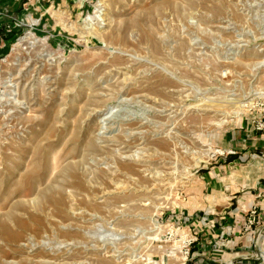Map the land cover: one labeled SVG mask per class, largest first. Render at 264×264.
I'll use <instances>...</instances> for the list:
<instances>
[{"label":"rangeland","instance_id":"374dc122","mask_svg":"<svg viewBox=\"0 0 264 264\" xmlns=\"http://www.w3.org/2000/svg\"><path fill=\"white\" fill-rule=\"evenodd\" d=\"M262 249L264 0L0 3V264Z\"/></svg>","mask_w":264,"mask_h":264},{"label":"crops","instance_id":"0c3cea01","mask_svg":"<svg viewBox=\"0 0 264 264\" xmlns=\"http://www.w3.org/2000/svg\"><path fill=\"white\" fill-rule=\"evenodd\" d=\"M3 1L4 0H0V3L3 2ZM239 242H240V240L239 241H233V240L231 241V240H229L228 242H226V244L228 246L227 249H232L233 246L237 245ZM242 247L243 246H239L240 249H242Z\"/></svg>","mask_w":264,"mask_h":264},{"label":"bare ground","instance_id":"6f19581e","mask_svg":"<svg viewBox=\"0 0 264 264\" xmlns=\"http://www.w3.org/2000/svg\"><path fill=\"white\" fill-rule=\"evenodd\" d=\"M176 259L179 260V262H178V263H175V264H185V263H184V262H185V261H184V260H185V257L177 256Z\"/></svg>","mask_w":264,"mask_h":264},{"label":"built area","instance_id":"2783aa9c","mask_svg":"<svg viewBox=\"0 0 264 264\" xmlns=\"http://www.w3.org/2000/svg\"><path fill=\"white\" fill-rule=\"evenodd\" d=\"M256 212H257V209H253V210H251V215H255ZM189 242H190V241H189ZM262 250H263V249H262ZM261 252H263L262 259H263V264H264V250L261 251ZM187 254H188V253H187Z\"/></svg>","mask_w":264,"mask_h":264},{"label":"trees","instance_id":"16d2710c","mask_svg":"<svg viewBox=\"0 0 264 264\" xmlns=\"http://www.w3.org/2000/svg\"><path fill=\"white\" fill-rule=\"evenodd\" d=\"M233 158V157H232ZM235 158V157H234ZM232 160V159H231ZM187 264H193V263H191V262H189V263H187Z\"/></svg>","mask_w":264,"mask_h":264}]
</instances>
